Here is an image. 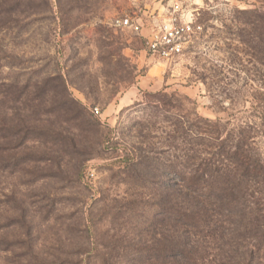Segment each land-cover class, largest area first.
I'll return each mask as SVG.
<instances>
[{"label":"rangeland","instance_id":"1","mask_svg":"<svg viewBox=\"0 0 264 264\" xmlns=\"http://www.w3.org/2000/svg\"><path fill=\"white\" fill-rule=\"evenodd\" d=\"M180 2L201 29L163 60L112 19L154 26L174 0H0V264H186L148 252L179 182L166 170L205 151L201 118L224 136L254 119L261 66L229 27L264 0ZM255 141L264 155V127ZM210 252L206 264H264V245Z\"/></svg>","mask_w":264,"mask_h":264},{"label":"trees","instance_id":"2","mask_svg":"<svg viewBox=\"0 0 264 264\" xmlns=\"http://www.w3.org/2000/svg\"><path fill=\"white\" fill-rule=\"evenodd\" d=\"M237 12L229 30L236 28L244 53L259 61L258 86L264 89V7ZM261 91L254 119L225 136L218 122L201 118L204 126L193 131L192 143L206 149H186L166 170L179 182L171 188L166 181L165 244L151 247L149 253L206 264L198 253H211L212 248L217 253H256L264 245V155L255 141L264 127Z\"/></svg>","mask_w":264,"mask_h":264},{"label":"built area","instance_id":"3","mask_svg":"<svg viewBox=\"0 0 264 264\" xmlns=\"http://www.w3.org/2000/svg\"><path fill=\"white\" fill-rule=\"evenodd\" d=\"M112 24L119 28H133L144 41L146 50L159 59L169 60L184 52L189 39L197 30L194 19L184 13L180 0H174L171 11L158 24L151 26L137 12L115 15ZM97 112L98 109H96ZM93 176V173L91 174Z\"/></svg>","mask_w":264,"mask_h":264},{"label":"crops","instance_id":"4","mask_svg":"<svg viewBox=\"0 0 264 264\" xmlns=\"http://www.w3.org/2000/svg\"><path fill=\"white\" fill-rule=\"evenodd\" d=\"M153 14V13H152Z\"/></svg>","mask_w":264,"mask_h":264}]
</instances>
